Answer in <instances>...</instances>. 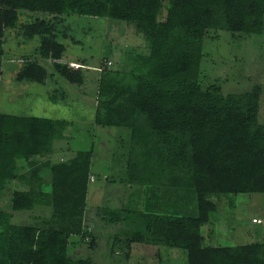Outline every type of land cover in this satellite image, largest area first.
I'll return each mask as SVG.
<instances>
[{
    "label": "trees",
    "instance_id": "obj_1",
    "mask_svg": "<svg viewBox=\"0 0 264 264\" xmlns=\"http://www.w3.org/2000/svg\"><path fill=\"white\" fill-rule=\"evenodd\" d=\"M70 15L127 20L147 37L146 50L128 51L116 70L105 56L107 67L98 71L95 123L129 131L123 170L108 181L144 193L143 200L133 191L127 202L98 206L101 221L123 231L113 247L126 258L141 243L183 249L187 264H264V241L214 246L202 233L219 209L214 196L264 193L262 88L223 94L201 83L209 30L263 34L264 0H0V84L7 33L14 31L38 43L34 56L24 55L17 80L58 76L83 85L85 68L60 61L67 46L58 26ZM48 59L51 70L42 62ZM64 94L52 84L48 97L57 103ZM68 126L66 119L0 112V200L14 184L11 210L0 208V264H93L71 257L69 248L98 246L87 218L94 150L50 159ZM39 205L52 209L42 219L49 227L13 222L14 212Z\"/></svg>",
    "mask_w": 264,
    "mask_h": 264
},
{
    "label": "rangeland",
    "instance_id": "obj_2",
    "mask_svg": "<svg viewBox=\"0 0 264 264\" xmlns=\"http://www.w3.org/2000/svg\"><path fill=\"white\" fill-rule=\"evenodd\" d=\"M70 28H69V27ZM59 39L66 44L64 63L71 67H84L86 81L83 85L70 84L62 79L61 86L66 94L63 100L48 102L46 106L34 107L31 95L21 96L20 102L12 103L8 113L42 115L52 119H66L69 126L65 129V138L55 142V149L50 159L65 160L73 157L78 151L93 148L91 179L88 192L89 223L95 227L98 246L88 247L87 244L70 245L71 257L89 258L93 264H187V255L183 249L136 243L132 255L126 258L122 251L114 246L115 237L122 234L119 226L104 224L100 219L102 204L116 206L123 203L127 194L136 191L141 200L144 193L141 186L131 191L125 185L105 181V174L119 178L123 170L121 155L128 145L129 131L119 127H102L95 123L97 104V85L99 67H107L101 63L106 58L112 62L111 68L116 70L126 60V53L134 48L147 49L146 35L137 29L135 23L127 20H114L104 17L70 15L59 26ZM23 37L14 31H8L5 43L4 61L16 59L20 62L21 55H35L37 39L25 42L21 49L17 42ZM204 58L201 64V83L204 87H221L223 94L243 93L250 91L255 85L262 88L259 118L264 120V33L233 34L226 30H209L204 40ZM79 59V62H68ZM68 60V61H67ZM42 62L51 70L50 63ZM7 62H4L6 65ZM8 70L6 69V74ZM7 80V75L3 76ZM53 83H51L52 85ZM57 86V85H56ZM5 94L0 99V110L7 103ZM27 102L22 110L20 104ZM3 104V106H2ZM31 104V105H30ZM8 106V105H7ZM119 157V159H118ZM124 159V158H123ZM23 161H20V163ZM49 181V168L43 170ZM49 176V177H48ZM17 187L23 186L19 181ZM11 184L0 200V208L11 210ZM219 202V209L211 216V221L202 227L207 245L236 246L254 241H264V193H240L213 197ZM235 206H230V200ZM142 203V202H141ZM143 205V204H142ZM48 206H37L33 211L14 212L13 222L16 224L36 223L39 227H49L42 221L51 215ZM91 212L92 215L89 213ZM89 213V214H88ZM91 216V217H90ZM90 217V218H89ZM261 222H254V219ZM77 235L72 241H78ZM114 248V249H113ZM155 248V251L152 250ZM117 251H114V250ZM157 251L159 255H156Z\"/></svg>",
    "mask_w": 264,
    "mask_h": 264
},
{
    "label": "crops",
    "instance_id": "obj_3",
    "mask_svg": "<svg viewBox=\"0 0 264 264\" xmlns=\"http://www.w3.org/2000/svg\"><path fill=\"white\" fill-rule=\"evenodd\" d=\"M17 44L21 49H23V47L25 45H27L24 40L17 42ZM64 55H63V57H64ZM63 57L60 60L61 62L66 61V60L65 61L63 60ZM23 58H24V55H21L20 56V62H18V63L14 62V60H16V59H14V60L8 59V60L3 61V75H2V81L0 84V99L2 98V95L5 94V96H6L5 99L7 100L8 106L6 104L3 106V104H2L3 107H2V110H0V112L8 113L7 110L13 109L11 107L12 103L20 102L19 100H20L21 96H28V95H31V98H30L31 104H32V102H34L35 103L34 107H42L43 108L44 106L47 105L48 102L52 101L48 97L49 91L52 90L51 83L55 84L56 88L62 87L61 86V84H63L62 79H60L58 76H54L52 78H47L44 83H37L34 81H30L28 79L17 80L16 75L18 74V72L22 69V67L25 64V60ZM50 61H51L50 59L46 60V62H50ZM4 62H7V64L4 65ZM68 62H75V63L79 62L80 64H82L79 59H69ZM6 69L8 70L7 74H6ZM4 75L5 76L7 75V80H5V81H4L5 78L3 77ZM54 80H58V81L55 82ZM27 106H28L27 102H22L20 104V107L22 110H24ZM15 115H25V114L18 113ZM39 116H42V115H39ZM42 117H45V116H42ZM22 163L23 162H21V164ZM109 177H110L109 173L105 174L104 175V178L106 179L105 181H108ZM93 178H94V175H92L91 179H93ZM129 189H130L129 191H131L134 188H129ZM129 196L130 195L127 194L125 197V200L123 202H127ZM156 246H159V245H156ZM214 246H218V245H214ZM152 250L155 251V248H152ZM156 255H159L158 251H157Z\"/></svg>",
    "mask_w": 264,
    "mask_h": 264
},
{
    "label": "built area",
    "instance_id": "obj_4",
    "mask_svg": "<svg viewBox=\"0 0 264 264\" xmlns=\"http://www.w3.org/2000/svg\"><path fill=\"white\" fill-rule=\"evenodd\" d=\"M104 61H105V63H107V65L111 66V64H112L111 61H109V60H104ZM101 70H102V67H99L98 71H101ZM255 221H256L257 223H260V222H261L260 219H257V220L254 219V222H255Z\"/></svg>",
    "mask_w": 264,
    "mask_h": 264
}]
</instances>
